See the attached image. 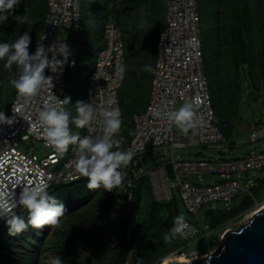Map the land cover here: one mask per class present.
<instances>
[{"label": "rangeland", "instance_id": "1", "mask_svg": "<svg viewBox=\"0 0 264 264\" xmlns=\"http://www.w3.org/2000/svg\"><path fill=\"white\" fill-rule=\"evenodd\" d=\"M197 3L213 101L222 129L226 135L236 132V118L253 128L257 124L264 127V0H197ZM45 9V0H21L19 7L9 12L7 21L0 24V43L12 42L24 31H29L32 43ZM81 9L83 22L79 31L61 28L57 32L58 38H68L70 42L64 96L70 98L69 104H65L71 114L69 127L75 130L71 118L77 115L76 103L83 99L86 78L93 66L96 52L93 41L98 39L103 22L111 18L121 28L126 42V71L121 90L124 127L119 133L124 137V147L131 133V114L145 104L151 72L143 67H152L164 6L162 0H81ZM24 14L27 21L21 23L17 16ZM4 63L0 60V110L6 112L13 90L9 80L17 69L13 65L9 72ZM250 131L234 138L232 145L226 144L222 150L202 147L197 157L233 158L264 151V138L252 142ZM197 151V148L175 149L174 158L190 159ZM167 159H171V151L158 149L139 154L133 165L140 173ZM120 170L124 172L125 167ZM232 177L242 178L241 186L250 190L249 194L227 203L212 202L193 215L183 208L173 180L175 209L172 205L155 203L144 178L136 183V195L129 205L120 204L121 186L111 192L103 187L90 190L84 178L50 192L66 208L60 227H29L17 236H9L5 222L2 223L0 233L5 232L6 238L1 239L0 264H49L55 256H60L63 264H137V258L142 264H158L167 254H179L171 252L170 244L164 241L175 213L190 219L201 236L183 243L181 251L186 256L192 251L209 253L213 251L212 238L245 224L253 211L264 204V169H252L246 176L238 173ZM186 179L213 184L223 178L213 175L203 180L192 176ZM208 210L212 211L205 219ZM226 210L236 213L221 222ZM16 213L27 221L26 209Z\"/></svg>", "mask_w": 264, "mask_h": 264}, {"label": "built area", "instance_id": "2", "mask_svg": "<svg viewBox=\"0 0 264 264\" xmlns=\"http://www.w3.org/2000/svg\"><path fill=\"white\" fill-rule=\"evenodd\" d=\"M162 3L164 15L154 42L153 71L150 73L145 104L141 110L131 114V133L126 145L122 147L133 151L134 156L124 170L126 176L121 185L120 204L128 205L133 200L136 183L144 178L151 199L158 204L172 205L175 209L171 184L173 180V186L179 194L183 208L188 215H193L212 202L227 203L244 193L249 194L250 190L241 186L242 178L232 176L238 173L246 176L252 169L263 170L264 151L233 158L197 157L202 153V147L222 150L228 143L217 119L209 77L205 72L201 15L197 0H162ZM82 18L81 0H46L43 23L30 45V53L35 52L37 40L42 36H45L42 43L46 47L58 41L66 43L70 49L69 39L58 38L57 32L61 28L67 31L80 29ZM125 45L121 28L108 18L102 24V43L94 55L82 99L84 102L100 106L107 97L115 95L122 114L121 130L124 127L121 90L125 74L120 79L117 68L121 63L126 66ZM58 59L63 58L58 56ZM68 68L69 57L62 71L53 73L46 68L45 75L53 77L52 89L45 85L30 99L20 96L13 88L5 114L12 115L13 107L21 111L11 126L0 125V186L8 191H14L17 196L23 183L27 181L44 179L49 185L48 192H51L86 178L80 176L76 169V145H70L68 151L59 156L44 140L42 130H34L32 127L39 110L49 102L50 96L56 95L58 102L64 100ZM186 98L199 99L198 112L205 120L203 127L190 130L187 134L181 132L174 123L163 117H156L151 111L153 108L161 111L173 110ZM62 107L66 110L65 104H62ZM209 110L211 117L208 116ZM74 129L73 132H79L81 136L88 134L87 128L74 126ZM263 138L264 127L257 124L250 131L249 139L255 142ZM24 142L27 144L21 146ZM164 148L171 151V159L161 161L140 173L137 172L133 163L139 154ZM185 148H197V152L200 153L195 156L196 152L190 159L175 160L174 150ZM37 170H42L44 176H38ZM213 175L223 179L213 184H201L186 179L192 176L203 180ZM18 177L22 181L20 186L15 184ZM21 208L18 207L15 211ZM176 216L178 214L175 213ZM186 219L192 231L186 238H177L182 244L201 237L198 227L187 217ZM3 222L4 220L0 219V226ZM172 225L173 221L171 227ZM222 235L218 234L212 238L213 251L220 244ZM181 247L173 252L185 254ZM192 253L201 252H190Z\"/></svg>", "mask_w": 264, "mask_h": 264}, {"label": "clouds", "instance_id": "3", "mask_svg": "<svg viewBox=\"0 0 264 264\" xmlns=\"http://www.w3.org/2000/svg\"><path fill=\"white\" fill-rule=\"evenodd\" d=\"M21 0H0V24L5 23L9 12L19 7ZM21 23L27 21L26 14L17 16ZM45 36L37 40L34 53H30L31 37L29 31H24L12 42L0 43V60L5 61L4 68L11 72L13 65L17 72L9 82L16 92L26 99L35 97L41 87L47 85L53 87V77L45 75V69L53 73L62 71L64 63L71 55L69 46L64 42H54L47 47L42 43ZM49 53L51 57L49 58ZM58 56L63 59H58ZM74 63V62H73ZM144 71H153L150 65L143 67ZM126 66L121 63L117 68V75L123 78ZM68 97L62 102L57 101V96L49 97L37 114V119L32 125L33 129H41L46 143L52 146L55 152L62 156L70 145H76L75 165L80 176L88 180L87 187L95 190L103 187L111 192L120 187L126 173L121 171L127 167L133 159L134 152L122 148L124 137L119 133L122 128L121 110L115 95L107 97L102 105L96 106L92 102L77 101L76 117L71 122L76 128H87L88 134L81 136L79 132H73L70 127V113L62 107L69 104ZM199 99H185L178 108L169 111H161L153 108L151 111L156 117H163L170 123L187 134L190 130L203 127L204 117L198 112ZM20 109L13 107L12 115H6L0 110V125L11 126ZM208 116L211 117L209 110ZM143 147V146H142ZM37 175L44 176L42 170H37ZM15 184L20 186L18 177ZM48 183L44 179L27 181L23 183L19 195L14 191H8L0 186V219H3L9 236H17L28 230L43 229L45 226L60 227V218L65 215L64 204L48 192ZM22 207L28 212L27 221L21 215H17L16 209ZM192 231L184 214L176 216L172 227L164 236L166 243H171L177 238H186ZM49 264H63L60 256L52 257ZM137 264L142 260L137 258Z\"/></svg>", "mask_w": 264, "mask_h": 264}, {"label": "water", "instance_id": "4", "mask_svg": "<svg viewBox=\"0 0 264 264\" xmlns=\"http://www.w3.org/2000/svg\"><path fill=\"white\" fill-rule=\"evenodd\" d=\"M166 264H264V206L253 212L245 224L226 230L220 244L207 256Z\"/></svg>", "mask_w": 264, "mask_h": 264}, {"label": "trees", "instance_id": "5", "mask_svg": "<svg viewBox=\"0 0 264 264\" xmlns=\"http://www.w3.org/2000/svg\"><path fill=\"white\" fill-rule=\"evenodd\" d=\"M45 6H46V0H45ZM200 11V10H199ZM45 13H46V9H45ZM45 13H44V16H45ZM200 15H201V13H200ZM43 19H44V17H43ZM42 23H43V21H42ZM201 23H202V17H201ZM42 25V24H41ZM41 28V27H40ZM102 35V25H101V30H100V32H99V35ZM201 36H202V43H203V55H204V64H205V72H206V74H207V76L209 77V82H210V75H209V70H208V67H207V63H206V58H205V41H204V31H203V27H202V25H201ZM210 88H211V82H210ZM211 91H212V88H211ZM12 92H13V90H12ZM11 92V93H12ZM212 97H213V95H212ZM214 102V101H213ZM73 184V183H72ZM71 185V184H70ZM67 186H69V185H67ZM63 187H65V186H63ZM59 188H62V187H59ZM56 189H58V188H56ZM55 190V189H54ZM52 192V191H51ZM50 193V192H49ZM135 195H136V191H135V194H134V197H135ZM133 197V198H134ZM133 201V200H132ZM132 201L129 203V204H131L132 203ZM128 204V205H129ZM167 205H169V204H167ZM170 206V205H169ZM22 209V208H21ZM20 210V209H19ZM212 210H208L207 211V214L208 213H210ZM234 213H236V212H230V210H226V212H225V216H224V218H222V220H221V222L222 221H225L226 219H229V218H231L233 215H234ZM206 214V215H207ZM211 226H215V225H217V223H209ZM1 227V226H0ZM6 232H8V230H6ZM0 248H2L3 247V244H2V242L3 241H1V239L2 240H4L5 238H6V233L5 232H3V233H0ZM113 241V240H112ZM170 244V246H169V250L171 251V252H173L174 250H176L177 248H179V247H181V245H182V242L179 240V239H174L171 243H169ZM171 254V253H170ZM180 254V253H179ZM167 255H169V254H167ZM166 255V256H167ZM165 257V256H164ZM163 257V258H164Z\"/></svg>", "mask_w": 264, "mask_h": 264}, {"label": "crops", "instance_id": "6", "mask_svg": "<svg viewBox=\"0 0 264 264\" xmlns=\"http://www.w3.org/2000/svg\"><path fill=\"white\" fill-rule=\"evenodd\" d=\"M83 22V21H82ZM80 29L78 30H75V31H79ZM98 39H95L93 42H94V48L97 49L100 47L101 43H102V35L100 34L98 37H96ZM96 53V52H95ZM235 128H236V132L234 133H230L228 135H226V138L228 140V146L232 145L233 141H234V138H239L241 135L243 134H247L248 131H250L253 127L248 124L247 122H244L243 120H240L239 118H236V124H235Z\"/></svg>", "mask_w": 264, "mask_h": 264}, {"label": "bare ground", "instance_id": "7", "mask_svg": "<svg viewBox=\"0 0 264 264\" xmlns=\"http://www.w3.org/2000/svg\"><path fill=\"white\" fill-rule=\"evenodd\" d=\"M263 206H264V204L261 207H263ZM258 209H255L253 212H255ZM252 214L250 216H252ZM229 230H232V229H229ZM207 254H209V253H193L190 256H186L185 254L171 253V254L165 256L164 258H162L158 264H166V263L175 262V261L189 262L193 259L203 258V257L207 256Z\"/></svg>", "mask_w": 264, "mask_h": 264}]
</instances>
